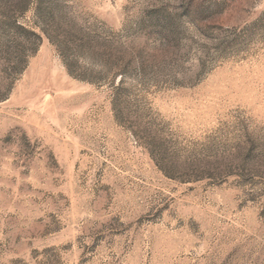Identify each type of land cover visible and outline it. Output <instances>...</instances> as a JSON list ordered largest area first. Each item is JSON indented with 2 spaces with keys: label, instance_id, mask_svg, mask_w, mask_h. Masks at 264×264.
<instances>
[{
  "label": "rangeland",
  "instance_id": "1",
  "mask_svg": "<svg viewBox=\"0 0 264 264\" xmlns=\"http://www.w3.org/2000/svg\"><path fill=\"white\" fill-rule=\"evenodd\" d=\"M0 264H264V0H0Z\"/></svg>",
  "mask_w": 264,
  "mask_h": 264
}]
</instances>
